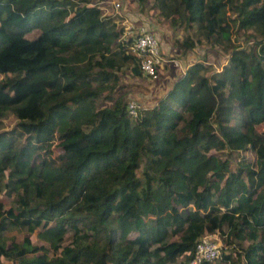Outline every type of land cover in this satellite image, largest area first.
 <instances>
[{
  "label": "trees",
  "instance_id": "1",
  "mask_svg": "<svg viewBox=\"0 0 264 264\" xmlns=\"http://www.w3.org/2000/svg\"><path fill=\"white\" fill-rule=\"evenodd\" d=\"M135 1L182 31L171 60L225 59L163 63L129 119L119 78L162 65L142 75L104 0H0V264H187L215 234V264H264V0Z\"/></svg>",
  "mask_w": 264,
  "mask_h": 264
},
{
  "label": "rangeland",
  "instance_id": "2",
  "mask_svg": "<svg viewBox=\"0 0 264 264\" xmlns=\"http://www.w3.org/2000/svg\"><path fill=\"white\" fill-rule=\"evenodd\" d=\"M103 0H93V3H99ZM103 4L98 6L99 10L102 12V17H113L116 16L118 20H125L126 23L124 27H130L132 32L126 34L127 36L134 37L135 31L138 28H143L144 30L151 33L155 40L158 43L160 48V54L163 56V63L171 62L174 67H181L180 71L186 68L187 65L192 62L198 61L201 57H205L207 59V63L212 66L213 69H218L220 66L224 64L225 56L220 51H217L215 54V58L209 56L206 48L203 44L198 45L193 53L186 55V57L182 60H171L175 59L177 54L172 52L174 41L181 42L183 40V33L179 28L172 29L169 26V23L159 17V14L155 12L152 7L151 2L143 4L142 6L137 5L135 0H104ZM111 2H118L120 8L116 15L112 10ZM122 23V22H121ZM237 46H245L242 42V37H239ZM162 65V66H161ZM160 66L161 74L159 80L156 83H150L147 80H132L128 77L127 71H125L124 75L119 78V82L125 85L124 93H125V102L133 100L137 103L139 109H143V107H147L152 102L155 101L157 95L163 93L166 86H169L173 80V77L170 73V68L165 69L163 64ZM172 67V66H171ZM178 72V71H177ZM174 76V75H173ZM172 77V78H171ZM162 78V79H161ZM176 78V77H174ZM172 84V83H171ZM3 124L5 128H10L14 125V120L10 117L6 120H3ZM264 129V124L256 127V131L261 132ZM56 151L55 149H51V152L46 154L45 159L52 160L55 157ZM247 157H250L249 154H246ZM0 202L3 205L4 209L9 207H13L10 198H6L4 195L0 196ZM6 236L15 237V239L19 242L22 239L23 233L12 231ZM206 236V235H205ZM213 243L217 245L218 249L222 247V238L217 234L210 235ZM221 238V239H220ZM200 240V239H199ZM198 240V241H199ZM221 253V250H220ZM179 260L176 264H180ZM7 264V263H5Z\"/></svg>",
  "mask_w": 264,
  "mask_h": 264
},
{
  "label": "built area",
  "instance_id": "3",
  "mask_svg": "<svg viewBox=\"0 0 264 264\" xmlns=\"http://www.w3.org/2000/svg\"><path fill=\"white\" fill-rule=\"evenodd\" d=\"M114 14L118 12L120 5L118 2H111ZM123 37H129L126 34L131 33L133 29L125 27ZM128 52L140 60V69L142 75L150 81L157 79L155 68L163 64L159 46L155 38L143 28H138L135 31L134 37L131 38V44ZM140 110L137 103L133 100L127 101L125 111L129 119H134L137 116V111ZM210 235H204L197 242L194 250L193 258L187 264H200L205 262L208 264H215V259L220 254V249L213 243Z\"/></svg>",
  "mask_w": 264,
  "mask_h": 264
},
{
  "label": "crops",
  "instance_id": "4",
  "mask_svg": "<svg viewBox=\"0 0 264 264\" xmlns=\"http://www.w3.org/2000/svg\"><path fill=\"white\" fill-rule=\"evenodd\" d=\"M122 23H121V25L122 26H125L124 25V23H126V21L125 20H123V21H121ZM175 61V60H174ZM173 64V63H172ZM174 67V66H173ZM178 68V72H180V70H181V67H177ZM175 69V68H174ZM184 70V69H183ZM171 72H173L172 70L170 71V73ZM178 76V73L177 74H175L174 76L172 75V77H173V79H174V77H177ZM171 77V78H172ZM162 79V78H161ZM172 83V82H171ZM171 83H170V85L169 86H166L165 87V90L163 91V93H161V94H159V95H157V97H156V99L158 98V97H160V96H162L169 88H170V86H171ZM156 99H155V101H156ZM155 101L154 102H152L150 105H148L147 107H143V109H145V108H147V109H149L152 105H154V103H155Z\"/></svg>",
  "mask_w": 264,
  "mask_h": 264
},
{
  "label": "clouds",
  "instance_id": "5",
  "mask_svg": "<svg viewBox=\"0 0 264 264\" xmlns=\"http://www.w3.org/2000/svg\"><path fill=\"white\" fill-rule=\"evenodd\" d=\"M108 17H110V16H108ZM125 25V24H124ZM122 26V25H121ZM123 27V29L125 28L124 26H122ZM124 33H125V29H124ZM151 34V33H150ZM124 35V34H123ZM152 35V34H151ZM153 36V35H152ZM123 37V36H122ZM154 37V36H153ZM124 38H127V37H124ZM129 38H132V37H130L129 36ZM159 51H160V48H159ZM161 55V54H160ZM134 56V55H133ZM161 58H162V56H161ZM163 59V58H162ZM164 60V59H163Z\"/></svg>",
  "mask_w": 264,
  "mask_h": 264
}]
</instances>
